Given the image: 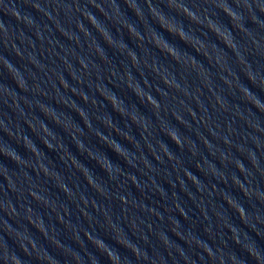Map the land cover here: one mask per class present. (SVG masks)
Listing matches in <instances>:
<instances>
[{
    "label": "water",
    "instance_id": "95a60500",
    "mask_svg": "<svg viewBox=\"0 0 264 264\" xmlns=\"http://www.w3.org/2000/svg\"><path fill=\"white\" fill-rule=\"evenodd\" d=\"M257 257L264 0H0V264Z\"/></svg>",
    "mask_w": 264,
    "mask_h": 264
},
{
    "label": "clouds",
    "instance_id": "9594fccd",
    "mask_svg": "<svg viewBox=\"0 0 264 264\" xmlns=\"http://www.w3.org/2000/svg\"><path fill=\"white\" fill-rule=\"evenodd\" d=\"M223 10L225 11L226 14L230 15L232 18H236L234 12L229 11V9H223ZM188 15H189V18H190V19L195 20V14H194V13H188ZM91 21L93 22V21H95V19L92 18ZM95 22H96V21H95ZM161 27H163V25H162ZM209 27L211 28V25H209ZM167 30H169V29H167ZM169 31H170V30H169ZM183 34H184L183 30H181L180 33H178L177 35H178L182 40H184V38H183ZM173 47H175V46H173ZM147 99L153 101L157 106H159L158 102H157L155 99H153V97H152L150 94L148 95ZM177 140L180 141L178 135H177ZM239 211H240L241 213H243V215H242V217H243V216H244V210H243V208L240 207V208H239ZM237 243H239L238 240H237ZM101 249H103V248H101ZM109 258H110L111 260L113 259V257H111V256H109ZM17 261H19V259H16L15 264H17ZM257 261H258V264H259V257H257ZM19 262H20V261H19Z\"/></svg>",
    "mask_w": 264,
    "mask_h": 264
}]
</instances>
